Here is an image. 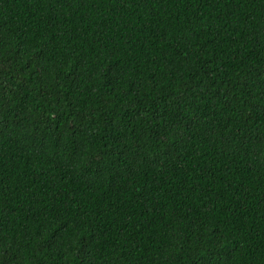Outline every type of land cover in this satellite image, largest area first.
I'll use <instances>...</instances> for the list:
<instances>
[{
    "label": "trees",
    "instance_id": "trees-1",
    "mask_svg": "<svg viewBox=\"0 0 264 264\" xmlns=\"http://www.w3.org/2000/svg\"><path fill=\"white\" fill-rule=\"evenodd\" d=\"M0 264H264V0H0Z\"/></svg>",
    "mask_w": 264,
    "mask_h": 264
}]
</instances>
